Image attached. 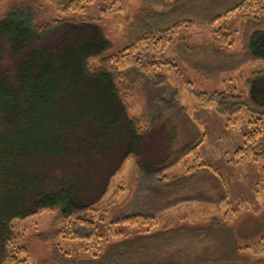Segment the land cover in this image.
<instances>
[{"label": "trees", "instance_id": "obj_1", "mask_svg": "<svg viewBox=\"0 0 264 264\" xmlns=\"http://www.w3.org/2000/svg\"><path fill=\"white\" fill-rule=\"evenodd\" d=\"M95 1L51 0L60 12L82 11ZM148 3L154 5L149 24L136 26L138 20L127 44L112 54L106 53L113 47L112 40L95 21L60 18L39 24L35 7L30 4L13 8L0 19V59L4 54L14 59L12 69L0 68V264L28 263L29 249L19 242L20 232L13 221L46 209H57L59 218L65 222L56 237L94 236L90 233L96 223L89 215L108 190L110 179L128 157L139 161L141 146L147 141L144 137L157 122L163 119L171 122L184 111L177 90L168 84L160 67H174V59L186 62L190 52L212 48L218 54L223 53L214 46L194 47L182 42L174 59H165L163 53L174 44L177 29L196 24L213 27L225 16L241 11L249 27L243 34L246 46L251 56L264 64V18L258 15L264 12V0H148ZM216 40L220 46L235 43L231 32L222 29L217 30ZM98 56L100 63L93 66L91 60ZM209 67L212 78L223 70L213 62H209ZM203 74L209 77L208 72ZM245 81L246 94L238 86H225L223 90L195 91V96L199 106H214L229 127L237 124L239 114L246 108L250 113L249 128L235 156L251 153L264 163V67L253 71ZM131 82L141 84L146 96L144 130L140 118L129 113L127 89ZM194 127L195 134L203 136ZM108 133L117 135L108 137ZM197 139L178 148L174 157L179 156V161L185 154L194 155L195 165L190 174L207 166L200 163L198 151L203 138ZM116 145L124 151L122 155L120 152V163L104 183L102 192L82 195V182L75 186L74 181L81 147L100 152L95 156L104 158L113 149H119ZM86 158L91 161L87 154ZM166 159L169 160L168 154ZM78 160V166L82 165V158ZM139 165L146 176L162 179L160 163L145 165L139 161ZM185 179L176 184L182 185ZM125 215L127 222L150 227L156 224L155 214L145 209ZM229 234L226 242L235 247L234 234ZM190 250L185 248V252ZM55 252L56 257L63 256L78 264L67 252ZM154 254L145 255L141 251L140 257L138 251L129 250L126 244L116 245L101 260L87 264H174L175 258L165 253ZM176 256L181 257L178 253ZM195 263L196 259L191 262ZM175 264L187 262L180 258Z\"/></svg>", "mask_w": 264, "mask_h": 264}, {"label": "rangeland", "instance_id": "obj_2", "mask_svg": "<svg viewBox=\"0 0 264 264\" xmlns=\"http://www.w3.org/2000/svg\"><path fill=\"white\" fill-rule=\"evenodd\" d=\"M29 4L35 7V18L39 24L60 18L98 22L113 42L107 54L127 44L129 33L138 20L136 26L149 24L154 6L148 0H96L87 4L85 10L60 12L51 0H0V19L9 10L25 8ZM258 15L264 18V12ZM246 23L243 12L237 11L213 27L196 24L177 29L173 34L174 44L163 53L165 59H174L182 42L194 47L214 46L223 53L218 54L212 48L199 53L190 52L185 57L186 62L174 59V67H160L168 84L177 90L180 105L184 108L181 116L171 115L175 116L171 122L166 119L157 122L141 146L140 164L160 163L163 166L159 172L162 179L156 180V175L154 178L146 176L137 158L128 157L110 179L106 193L95 203L96 210H92L95 215H89L96 224L90 233L94 236L88 239L56 237L65 225L57 209H46L26 219H15L13 222L20 232L19 242L29 249L27 264H72L63 256L56 257V250L67 252L78 264H87L101 260L111 247L123 244L129 250L138 251L140 257L141 251L145 255L156 251L157 255L165 253L171 259L175 258L174 264L180 258L187 264L194 259L195 264H264V163L251 153L235 156L243 146L250 113L244 108L237 124L229 127L226 118L218 114L214 106H199L195 96V91L223 90L225 86H238L239 90L247 93L246 77L264 64L252 57L246 46L243 36L249 29ZM219 29L231 32L234 46L217 43L216 32ZM100 56L91 60L93 66L99 65ZM200 59L202 63L197 62ZM209 62L217 63L223 69L213 78ZM13 64L14 59L9 54L0 59V68L12 69ZM227 65L232 66L228 68ZM205 71L209 77L203 74ZM212 74L215 75L214 72ZM141 89V84L131 82L127 100L129 113L140 118L138 121L144 130L147 121L142 115L147 100ZM192 127L203 136L195 134ZM107 135L114 138L117 134ZM200 137L203 138L198 147L200 163L207 166L190 174L195 165L194 155L185 154L179 161V156L174 157L178 148L193 144ZM117 147L118 150L113 149L104 158L99 154L95 156L100 152H89L86 146L81 147V156L75 157L74 181L75 186L82 182V195H99L102 192L104 183L120 163L119 154L121 152L122 155L124 148ZM86 154L91 161L87 160ZM167 154L169 160L166 159ZM81 158L84 165L78 166ZM184 178L182 185L176 184ZM143 209L155 214L154 226L124 221L126 212ZM229 233L234 234L235 247L232 242H226ZM220 240L224 242L219 243ZM185 248L191 250L185 252ZM177 253L181 257L176 256Z\"/></svg>", "mask_w": 264, "mask_h": 264}]
</instances>
